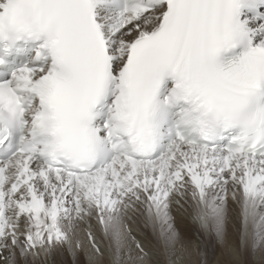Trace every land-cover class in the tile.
I'll return each instance as SVG.
<instances>
[{
    "label": "snow or ice",
    "instance_id": "1",
    "mask_svg": "<svg viewBox=\"0 0 264 264\" xmlns=\"http://www.w3.org/2000/svg\"><path fill=\"white\" fill-rule=\"evenodd\" d=\"M264 264V0H0V264Z\"/></svg>",
    "mask_w": 264,
    "mask_h": 264
},
{
    "label": "bare ground",
    "instance_id": "2",
    "mask_svg": "<svg viewBox=\"0 0 264 264\" xmlns=\"http://www.w3.org/2000/svg\"><path fill=\"white\" fill-rule=\"evenodd\" d=\"M213 264H214V262H213Z\"/></svg>",
    "mask_w": 264,
    "mask_h": 264
}]
</instances>
